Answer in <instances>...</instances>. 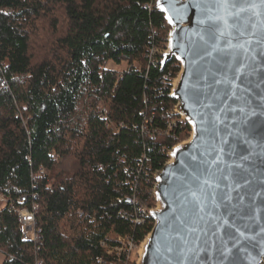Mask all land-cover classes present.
Segmentation results:
<instances>
[{
  "label": "trees",
  "instance_id": "trees-1",
  "mask_svg": "<svg viewBox=\"0 0 264 264\" xmlns=\"http://www.w3.org/2000/svg\"><path fill=\"white\" fill-rule=\"evenodd\" d=\"M169 29L153 0H0L1 264H110L101 240L150 232L132 200L156 202L155 172L191 131L173 111L180 62L161 67Z\"/></svg>",
  "mask_w": 264,
  "mask_h": 264
},
{
  "label": "water",
  "instance_id": "water-1",
  "mask_svg": "<svg viewBox=\"0 0 264 264\" xmlns=\"http://www.w3.org/2000/svg\"><path fill=\"white\" fill-rule=\"evenodd\" d=\"M242 2L256 5L239 14L250 25L243 36L229 15L236 9L156 1L172 20L161 67L173 57L180 62L171 96L192 132L155 172L158 209L137 264L264 259V3ZM217 15L228 25L209 19ZM242 42L244 49L236 47Z\"/></svg>",
  "mask_w": 264,
  "mask_h": 264
},
{
  "label": "built area",
  "instance_id": "built-area-1",
  "mask_svg": "<svg viewBox=\"0 0 264 264\" xmlns=\"http://www.w3.org/2000/svg\"><path fill=\"white\" fill-rule=\"evenodd\" d=\"M153 1L155 2L156 0ZM166 24L169 25L167 21ZM154 54H155V49L151 48L149 52L150 60L152 59ZM173 127H174L173 122L168 123L166 125L165 132L171 131ZM172 148L168 150V155L170 154ZM26 200H27V196L25 195L18 197L16 200L17 204L15 206V210L18 213V218L22 226V238L23 240L32 239L35 242H38L41 239V233H40V229L36 226V222H35V213L33 211V209L35 208V204L33 205V208L30 209L29 207L25 206ZM4 202H12V198L6 197L4 195H0V203H4ZM132 202L134 203L136 210L133 219L134 223L137 225L142 224L145 218H148L151 219V228H152L154 224L153 210L155 205L153 204L151 206H146L143 203H139L138 200L135 198L134 200H132ZM108 237L111 239V243H108L105 240H101L100 245L104 248V251L106 252L107 255L112 256V258L109 260L110 264H134L135 260L133 255H135V253L139 254L142 241L137 242L135 241L133 236L130 235L121 236L118 234H113V235H108ZM38 249L39 247L36 248V250ZM98 261L101 263L102 262L101 258H99ZM34 264H43V260L40 259L39 257H35ZM261 264H264V259L262 260Z\"/></svg>",
  "mask_w": 264,
  "mask_h": 264
},
{
  "label": "snow or ice",
  "instance_id": "snow-or-ice-1",
  "mask_svg": "<svg viewBox=\"0 0 264 264\" xmlns=\"http://www.w3.org/2000/svg\"><path fill=\"white\" fill-rule=\"evenodd\" d=\"M212 3H213L214 7L218 8L220 10H226V9H236L237 10L236 12H229V15L234 18L236 23H239L241 25V27L238 28L237 31L239 32V34L241 36H243L245 34V32L249 29L250 25L245 23L243 21V19L240 18L239 14L244 12V11H247L248 8L254 9L256 7V5L255 4H248L247 6H245V4L242 2V0H212ZM261 3H264V0H261ZM209 19L212 20L213 23H215L216 21H221L225 24V26L228 25L227 20H225V18L221 15H217L214 18L210 17ZM171 22H172V20H171V18H169V23H171ZM201 23H203V21H201ZM232 26H235V23ZM251 27H255V26L252 25ZM218 30L219 29H213V31H218ZM245 43H247V42L239 43L238 45H236V47L244 49ZM226 252H227V250H225L224 252L221 253V255L224 256L225 259H227Z\"/></svg>",
  "mask_w": 264,
  "mask_h": 264
},
{
  "label": "rangeland",
  "instance_id": "rangeland-1",
  "mask_svg": "<svg viewBox=\"0 0 264 264\" xmlns=\"http://www.w3.org/2000/svg\"><path fill=\"white\" fill-rule=\"evenodd\" d=\"M157 1V0H156ZM155 1V2H156ZM44 40L43 39H40V38H32V50H33V52H40V49H41V46H44ZM42 51V50H41ZM126 65H125V63H123V64H121V65H115L114 63H110V67L111 68H115V69H122V68H124ZM173 82H174V80H173ZM102 105V104H101ZM173 111L174 112H176V113H178L179 114V116H180V118L182 119H185L184 118V116L182 115V114H180L176 109H175V106H174V108H173ZM186 120V119H185ZM191 132L192 131H190L189 133H188V135L186 136V137H184L183 139H181L179 142H182V141H185V140H187L189 137H190V135H191ZM178 142V143H179ZM43 172H44V170H42ZM154 210H153V213L158 209V206H157V203L155 202L154 203ZM140 249H141V247H140ZM140 252V251H139ZM3 253L0 251V264H1V262H2V260H3ZM133 257H134V260H135V263L134 264H137V261H138V259H139V254H137V253H135V255H133Z\"/></svg>",
  "mask_w": 264,
  "mask_h": 264
},
{
  "label": "bare ground",
  "instance_id": "bare-ground-1",
  "mask_svg": "<svg viewBox=\"0 0 264 264\" xmlns=\"http://www.w3.org/2000/svg\"><path fill=\"white\" fill-rule=\"evenodd\" d=\"M173 156V151L171 150V152H170V155H169V157H172ZM143 245H144V243H142V245H141V249H140V254L142 253V249H143Z\"/></svg>",
  "mask_w": 264,
  "mask_h": 264
}]
</instances>
